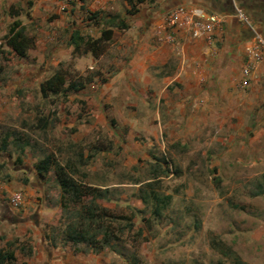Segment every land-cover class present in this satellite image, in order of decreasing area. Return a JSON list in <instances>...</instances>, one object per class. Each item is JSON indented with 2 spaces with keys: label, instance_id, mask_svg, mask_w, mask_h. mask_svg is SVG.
Instances as JSON below:
<instances>
[{
  "label": "rangeland",
  "instance_id": "1",
  "mask_svg": "<svg viewBox=\"0 0 264 264\" xmlns=\"http://www.w3.org/2000/svg\"><path fill=\"white\" fill-rule=\"evenodd\" d=\"M186 1L200 4L208 0ZM1 51L4 50L0 48ZM58 67L68 76V82L80 83L94 72L87 69L89 73L80 74L71 58L55 66L50 60H37L29 55L22 59L0 54L1 79L12 77L10 73L22 69L47 70V77ZM30 81L25 90L2 92L10 108L0 109V212L9 217L20 216L23 206L10 210H5V206L11 192H24L23 188L14 186L28 178L32 191L28 195L36 200L34 206L27 208L31 222L19 227L21 235L15 234L16 227L9 230L8 247L22 246L20 251L28 252L31 237L27 234L31 232L32 222L44 231L51 244L68 242L66 228L78 220L77 211L90 203L91 195L81 200L62 196L55 176L60 163L67 164L74 179L108 188L107 195L96 196L95 201L112 215V229L118 236L103 244L98 252L92 251L93 245L100 244L97 241L73 243L74 249L81 250L85 257L91 251L94 260L99 258L98 264H232L230 255L221 253L218 246L212 247L211 240L221 241L246 263L264 264V151L261 148L255 147V155L250 159L245 148L230 142V135L222 142L217 140L213 128L205 129L203 135H183L180 125L157 123V120L152 124L121 123L126 115L123 111H128L120 105L126 93L112 94L110 90L103 95L107 110L93 119L95 123L92 122L87 133L81 134L84 131L75 124L84 105L79 92L69 91L67 97L59 93L43 98L38 90L39 81L33 76ZM91 104L95 108L94 102ZM49 112L53 116L47 128H38L36 117ZM172 128L175 134L169 132ZM252 136L254 133L248 135ZM226 141L229 142L223 144ZM46 155L55 159V163L39 176L35 165ZM165 169L168 173L163 175ZM153 173L162 175L149 186L146 183L152 180ZM149 190L161 197L167 194L172 197L167 205L160 207L159 215L155 214L156 203L147 196ZM39 205L48 208L40 211ZM131 211L134 227L118 230V225L126 223L118 217H127ZM5 214H0V234L5 228L1 224ZM15 239L18 246L12 242ZM4 243L3 237L0 238V246ZM17 255L21 257L18 251Z\"/></svg>",
  "mask_w": 264,
  "mask_h": 264
},
{
  "label": "crops",
  "instance_id": "2",
  "mask_svg": "<svg viewBox=\"0 0 264 264\" xmlns=\"http://www.w3.org/2000/svg\"><path fill=\"white\" fill-rule=\"evenodd\" d=\"M175 1L187 4L186 0ZM155 3L159 0H0V48L4 50L0 54L18 57L6 45L5 35L10 23L19 20L27 26V31L31 29L28 33L32 36L33 46L27 49L24 57L18 58L24 59L29 55L37 60H50L55 66L71 58L80 74L93 69L91 76L82 78L78 89L70 91H78L84 103L75 122L76 127L84 131L81 134L87 133L95 123L93 119H98L107 110L103 106V95L110 90L112 94L126 93L120 105L128 111L122 110L127 116H122L121 123L140 125L157 120V123L180 125V134L183 135H203L209 127L214 129L217 140L221 142L230 135V142L245 148L250 159L255 155V147L264 151V59L253 62L247 84L242 87L241 71L248 63L247 50L253 38L249 28L233 16L234 6L241 8L264 37V0H208L197 3L224 15L211 43L205 38H191L184 31L164 24L162 13L177 5L176 2L166 0L158 5ZM107 29L111 30L110 38L105 41L104 50L98 56L83 49L78 52L71 43L74 32L84 38H97ZM59 67L47 77L48 71L41 69H22L10 73L12 77H0V109L5 106L10 108L2 92L11 94L15 89L25 90L32 76L35 81L45 76L38 83L43 98L47 96L42 95L41 84L54 73L64 76L62 87H65L68 76ZM91 102H94L95 108ZM42 116L48 117L46 126L38 122ZM52 116L49 113L39 114L35 119L36 126L46 129ZM169 132L175 134L173 128ZM252 133L254 136L248 137ZM16 187L24 189L19 206L23 207L17 217L0 212L5 214L1 217L5 228L0 234L5 243L0 248L7 249L11 243L9 230L16 227L15 234L21 235L19 227L31 222L27 208L34 206L36 200L28 195L32 193L30 179ZM95 187L104 189L107 186ZM39 206L40 211L48 208L46 205ZM19 207L11 206L8 200L5 210ZM32 226L27 234L31 237L28 252L20 251L22 246L16 249L9 247L14 258L4 264L99 263V258L94 260L91 251L85 257L69 241L53 245L37 224L32 222ZM12 242L18 246L19 241L15 239ZM17 251L21 257H18Z\"/></svg>",
  "mask_w": 264,
  "mask_h": 264
},
{
  "label": "trees",
  "instance_id": "3",
  "mask_svg": "<svg viewBox=\"0 0 264 264\" xmlns=\"http://www.w3.org/2000/svg\"><path fill=\"white\" fill-rule=\"evenodd\" d=\"M120 26L122 27L123 24ZM110 34L111 30L107 29L103 30L101 35L97 38H84L78 35L77 32H74L71 36V43L78 52L83 49L84 51L91 52L93 56H98L104 50L105 41L110 38ZM5 38L6 45L10 51H13V53L18 57H24L27 49L33 46L32 36L28 33L27 26L21 24L19 20H13L10 23ZM63 83L64 76L59 72L54 73L50 78L41 84L40 91L43 96H48L49 94L55 95L59 93H62V95L65 96L69 91L78 89V87H80V83L73 81L68 82L65 87H62ZM51 113L49 112V114ZM48 121V117L42 116L38 118L39 124L44 126L47 125ZM54 163L55 159H52L51 156H44L43 158L39 159L35 165L36 173L39 176H43L49 171L51 164L53 165ZM67 168H69L67 164L62 165L59 163L55 171V176L60 186L62 196L66 194L72 196L76 200H81L83 196L91 195V199L89 204L83 205L81 209L77 211L78 220L75 221V223H71L67 226L65 238L71 243L88 242L91 244L97 241L100 244L98 246L93 245L92 251L98 252L100 248H102L103 244L109 243L110 240H114L118 236L114 234V230L112 229V215H109L104 207H99L95 201L96 196H106L108 188L106 187L100 190V188L88 185L82 180L74 179L72 174L73 171H68ZM166 173H168V171L165 169L163 171V175ZM161 175L158 173H153L152 180L147 181L146 184L150 186L151 182L157 180V177ZM147 196L156 203L157 208L155 207V214L158 215L160 214V207L163 208L164 205H167L171 198V195L169 194L161 197L150 190L147 193ZM141 199L145 200V197L141 196ZM133 216L134 214L131 211L127 217H118L126 221V223L123 224L124 226L118 225V230H122V228L125 227L132 229L134 227V223L131 221ZM210 242L212 247H220L219 250L221 253L230 255L232 264H247L231 248L224 247L221 241L211 240ZM221 246L223 249H221ZM13 258L14 256L12 250H10L9 247L7 249L4 247L0 248V264L11 261Z\"/></svg>",
  "mask_w": 264,
  "mask_h": 264
},
{
  "label": "built area",
  "instance_id": "4",
  "mask_svg": "<svg viewBox=\"0 0 264 264\" xmlns=\"http://www.w3.org/2000/svg\"><path fill=\"white\" fill-rule=\"evenodd\" d=\"M233 16L252 33L253 42L247 50V61L242 68V80L240 85L247 84L252 71L253 62L264 59V37L254 28L248 15L239 7L234 6ZM224 15L212 12L197 4H177L162 13L163 22L168 27H175L187 33L191 38H205L208 43L213 40V34L217 26L222 22ZM23 194L15 191L9 196V203L13 207H19Z\"/></svg>",
  "mask_w": 264,
  "mask_h": 264
}]
</instances>
